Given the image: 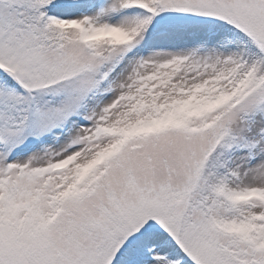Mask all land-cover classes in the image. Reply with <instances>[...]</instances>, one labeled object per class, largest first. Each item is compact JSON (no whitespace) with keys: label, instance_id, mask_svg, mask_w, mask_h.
Returning a JSON list of instances; mask_svg holds the SVG:
<instances>
[{"label":"snow or ice","instance_id":"snow-or-ice-1","mask_svg":"<svg viewBox=\"0 0 264 264\" xmlns=\"http://www.w3.org/2000/svg\"><path fill=\"white\" fill-rule=\"evenodd\" d=\"M0 264H264V0H0Z\"/></svg>","mask_w":264,"mask_h":264}]
</instances>
